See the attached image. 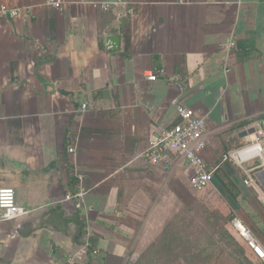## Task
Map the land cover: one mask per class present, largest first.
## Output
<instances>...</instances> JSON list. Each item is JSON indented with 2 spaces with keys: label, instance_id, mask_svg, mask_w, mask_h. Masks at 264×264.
Instances as JSON below:
<instances>
[{
  "label": "crops",
  "instance_id": "1",
  "mask_svg": "<svg viewBox=\"0 0 264 264\" xmlns=\"http://www.w3.org/2000/svg\"><path fill=\"white\" fill-rule=\"evenodd\" d=\"M97 1L0 0L24 13L0 18V187L29 211L0 222V264H136L204 196L264 264L231 225L264 248V170L223 161L264 116V0ZM179 105L208 122L202 190L183 158L144 155Z\"/></svg>",
  "mask_w": 264,
  "mask_h": 264
},
{
  "label": "built area",
  "instance_id": "2",
  "mask_svg": "<svg viewBox=\"0 0 264 264\" xmlns=\"http://www.w3.org/2000/svg\"><path fill=\"white\" fill-rule=\"evenodd\" d=\"M90 3L100 5L97 0H79V3ZM181 3H187V0H180ZM49 7L56 11L64 10L68 0H46ZM103 9L108 10L110 6L104 4ZM12 18L21 17L24 13L22 9H0V18L6 15ZM233 46V44H232ZM229 72V69H226ZM164 73H151L147 76L150 82H156ZM88 105L84 104L79 113L85 114ZM178 122L171 128L162 131L154 141H152L145 151V157L152 164H165L171 154L183 158L192 169L191 184L194 189L202 190L209 187L213 180V172L209 169L208 164L203 156L206 150L208 122L203 116L198 115L193 109L179 105L177 107ZM255 133L245 137L244 144L240 149L232 150L224 154L223 161L230 162L239 168L248 163L256 162L255 170H264V127L258 125ZM74 153V149H70ZM80 192L75 195H68L67 200L81 198L88 189L83 185L84 177L78 176ZM249 182H246L248 184ZM29 211L21 207L16 202L15 191L11 188L0 187V222L15 221L27 215ZM232 228L246 243L259 259L264 261V248L258 239L240 219L236 218L231 223ZM75 257L66 259L62 264H75Z\"/></svg>",
  "mask_w": 264,
  "mask_h": 264
},
{
  "label": "rangeland",
  "instance_id": "3",
  "mask_svg": "<svg viewBox=\"0 0 264 264\" xmlns=\"http://www.w3.org/2000/svg\"><path fill=\"white\" fill-rule=\"evenodd\" d=\"M229 219L209 199L200 197L169 224L161 240L136 264H173L175 257L184 258L185 264H248Z\"/></svg>",
  "mask_w": 264,
  "mask_h": 264
},
{
  "label": "water",
  "instance_id": "4",
  "mask_svg": "<svg viewBox=\"0 0 264 264\" xmlns=\"http://www.w3.org/2000/svg\"><path fill=\"white\" fill-rule=\"evenodd\" d=\"M108 41L113 44V46H112L113 49H117V47H119V38L118 37H110V39H108ZM255 131H256V128L252 127L251 129H249V131L244 133L242 135V137H246L248 135H251V134L255 133Z\"/></svg>",
  "mask_w": 264,
  "mask_h": 264
},
{
  "label": "trees",
  "instance_id": "5",
  "mask_svg": "<svg viewBox=\"0 0 264 264\" xmlns=\"http://www.w3.org/2000/svg\"><path fill=\"white\" fill-rule=\"evenodd\" d=\"M256 122H258L261 127H264V116L261 117L260 119H257ZM250 123L251 122H246L247 125Z\"/></svg>",
  "mask_w": 264,
  "mask_h": 264
}]
</instances>
